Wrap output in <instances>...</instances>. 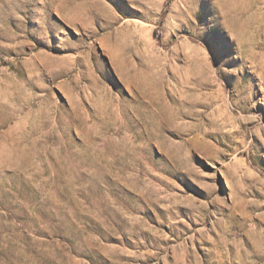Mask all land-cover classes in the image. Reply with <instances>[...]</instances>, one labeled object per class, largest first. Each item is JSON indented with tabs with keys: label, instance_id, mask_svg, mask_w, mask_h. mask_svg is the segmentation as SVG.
I'll return each instance as SVG.
<instances>
[{
	"label": "rangeland",
	"instance_id": "374dc122",
	"mask_svg": "<svg viewBox=\"0 0 264 264\" xmlns=\"http://www.w3.org/2000/svg\"><path fill=\"white\" fill-rule=\"evenodd\" d=\"M0 264H264V0H0Z\"/></svg>",
	"mask_w": 264,
	"mask_h": 264
}]
</instances>
